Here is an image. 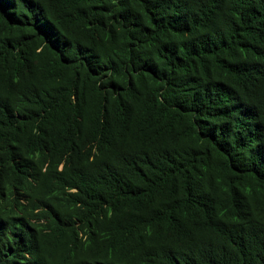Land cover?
Returning <instances> with one entry per match:
<instances>
[{
  "label": "trees",
  "instance_id": "16d2710c",
  "mask_svg": "<svg viewBox=\"0 0 264 264\" xmlns=\"http://www.w3.org/2000/svg\"><path fill=\"white\" fill-rule=\"evenodd\" d=\"M0 264H264V0H0Z\"/></svg>",
  "mask_w": 264,
  "mask_h": 264
}]
</instances>
